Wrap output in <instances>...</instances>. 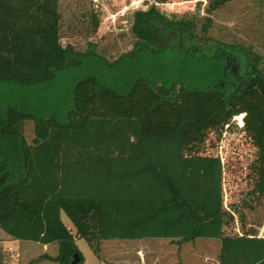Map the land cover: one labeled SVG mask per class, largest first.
I'll return each instance as SVG.
<instances>
[{"label":"trees","instance_id":"obj_1","mask_svg":"<svg viewBox=\"0 0 264 264\" xmlns=\"http://www.w3.org/2000/svg\"><path fill=\"white\" fill-rule=\"evenodd\" d=\"M227 1L207 0L199 32L194 19L136 10L132 48L107 61L58 44V0H0L4 234L55 243L56 264L73 253L82 264L75 236L95 254L101 239L215 238L219 264H264V238L225 229L221 158L200 152L241 114L254 148L245 195L264 197V68L248 47L206 34Z\"/></svg>","mask_w":264,"mask_h":264},{"label":"rangeland","instance_id":"obj_2","mask_svg":"<svg viewBox=\"0 0 264 264\" xmlns=\"http://www.w3.org/2000/svg\"><path fill=\"white\" fill-rule=\"evenodd\" d=\"M132 1L136 0H58V44L61 47L68 45L77 53L93 49L96 54L111 61L119 54L129 51L136 40L131 31L133 13L136 10H145L152 5L168 19H194L197 32L206 16L204 8L207 0ZM209 17L207 36L225 44L248 47L259 57V66L264 68V0H230L211 11ZM231 121L233 124L228 127L225 125L221 130L208 131L200 152L218 154L221 158L223 208L233 210L237 219L241 218L242 222L259 224L264 211V197L252 199L245 195L246 188L251 185L249 164L254 157V148L246 135L238 129L241 114L232 116ZM33 124V120L29 118L23 121L26 142H30L33 137ZM1 240L3 239L0 238V256L10 264H56L49 262L53 261L51 258L57 252L51 246L45 251L40 246L31 245H19L11 249L7 245L8 241L2 243ZM164 241L165 238L160 237L119 239L105 247L104 255L107 260L117 263L127 259L134 261L137 255L148 262L152 253L157 256L164 251L170 253L169 248H165ZM204 241L206 238L197 237L183 243L179 255L186 263L196 264V256L206 252L205 246H209ZM136 243H141L140 250L144 247L145 253L139 248L135 250ZM75 244L82 256V263L98 264V255L92 252L83 238H78ZM210 245L213 246V242ZM170 257L168 254V258ZM107 260L103 259L104 264L108 263Z\"/></svg>","mask_w":264,"mask_h":264},{"label":"crops","instance_id":"obj_3","mask_svg":"<svg viewBox=\"0 0 264 264\" xmlns=\"http://www.w3.org/2000/svg\"><path fill=\"white\" fill-rule=\"evenodd\" d=\"M229 212L233 218L228 222V226H227L228 228H225L226 230L236 235L244 234L247 237L264 238V211H263V215L261 216V221L259 222V224H254V225L247 223V222H242L241 218L240 220H238L233 210ZM59 217H60L61 222L64 224V226L68 228L70 232L73 234L74 232L73 227L70 224L69 220L66 218V216L63 214V212L59 213ZM0 238L3 239L1 240L2 243L4 241H8L7 245H9L11 249H14L16 248V246H19V245H22V246L31 245V246H40V249L44 251L50 246L55 248L56 250L55 243L41 244V243L30 241V240L13 239L9 237L8 235L4 234L1 230H0ZM78 238L79 237L75 236L74 242H76ZM116 240H119V239L99 240L98 242L99 250L96 253V256L98 255L97 256L98 264H104L103 259L107 260V257L104 255L105 247L107 245L114 244ZM135 240H140V239H135ZM189 241H180L178 238H165L164 246L165 248L167 247L169 248L168 251L170 253H167V251H164L158 256L156 253L155 254L152 253V258L148 262L143 261L142 256L137 255L136 260L134 261L127 259V260H123L121 263H117L116 261L107 260L108 263H105V264H189V263H186L183 257L179 255V251H181L182 249L180 246L183 243L189 242ZM204 242L209 246L204 245L206 247V252H202V254H199L196 256L198 258V261L196 262V264H219V261H218V253H219V248H220L219 241L215 238H206V241ZM211 242H213L214 244L213 246L210 245ZM134 246H135V250H138V248L140 250L141 243H136ZM140 251L145 253L146 250L143 247V249L141 248ZM168 254L171 255L170 258H168ZM44 261H47V260L44 259ZM49 262H54V261H49ZM82 264H87V263L84 261Z\"/></svg>","mask_w":264,"mask_h":264},{"label":"water","instance_id":"obj_4","mask_svg":"<svg viewBox=\"0 0 264 264\" xmlns=\"http://www.w3.org/2000/svg\"><path fill=\"white\" fill-rule=\"evenodd\" d=\"M78 260H79V257L77 256V254L73 253L72 254V259L70 261V264H76L78 262Z\"/></svg>","mask_w":264,"mask_h":264},{"label":"built area","instance_id":"obj_5","mask_svg":"<svg viewBox=\"0 0 264 264\" xmlns=\"http://www.w3.org/2000/svg\"><path fill=\"white\" fill-rule=\"evenodd\" d=\"M133 2H138V0H136V1H132V3H133Z\"/></svg>","mask_w":264,"mask_h":264}]
</instances>
